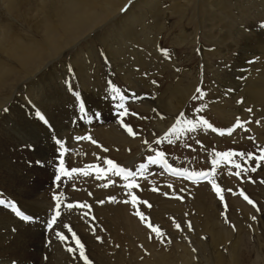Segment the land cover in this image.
<instances>
[{
    "label": "rangeland",
    "instance_id": "374dc122",
    "mask_svg": "<svg viewBox=\"0 0 264 264\" xmlns=\"http://www.w3.org/2000/svg\"><path fill=\"white\" fill-rule=\"evenodd\" d=\"M222 1H224V3L226 2L225 4L227 7L230 6L229 10L234 14V17H228L225 21H222L220 17H223L224 13L222 14V12L216 9L209 13L207 9H203L204 0H200L199 4L191 6L185 12L184 16H182V14H173L174 11L178 10V6H172L171 0H160L158 2L160 4L159 6L165 12L161 13L158 11L157 14L153 13V15L150 12H146L144 9L135 8L137 0H130L122 11L111 17L105 25L79 41L75 48L71 49L73 51L70 55L79 54L78 58L81 61L89 59L91 55L92 58L97 57L96 60L92 59L91 64L85 68L86 74L89 75L86 81L89 96L91 94L90 90L94 89V73L96 71L104 73L108 70L107 61L111 62L110 64L114 71H118L117 74L130 71L132 76H136V78L133 79L134 86L137 87L135 91L142 95L149 104L153 105H156L155 102L158 96L163 94L166 88L171 84L172 86L176 84L173 78L171 81L168 80L174 72L180 73L183 70L184 74H188V72L191 71L197 76V85L204 94L203 98L191 100V106L189 105L187 108L189 112L186 111V113H183L184 116L182 118L180 116V118L193 119L189 117L188 113L198 112L200 115L199 118L207 120L216 131L212 129H210L208 133L207 131L201 133L200 130L190 132L182 131L180 136L171 140V142L156 144V149L159 152H164V157L175 161L173 163L178 167L187 168L195 172L202 171L215 174L214 179L222 189L221 194L224 196V200H221L215 190L203 181L209 177L211 178V176L194 182L193 180L182 179L164 172L144 174L143 179L138 183L140 187L135 190L134 194L138 196L139 200L147 201L148 204H151V208L146 204H141V207L145 216L151 219V222L157 224L155 226L159 225L165 228L163 230L161 229L162 232L177 231L175 227L177 223H183L185 226H188L190 222L194 225V228H197L195 229L200 235H203L207 231L213 233L214 237L206 233L203 238L202 236L200 237L199 234H195V231L193 233L191 230L187 231L188 234H193L191 238L198 242L197 245L200 246L203 252V257L198 253L202 260L201 264H264V161H260L259 166H257V161L254 159H248L247 156L241 157L239 155H234L229 161L221 160L219 166L214 170L212 167V161L217 159L216 153L218 152L231 151L236 154L252 153L254 156H259L262 150H264V87L261 90H255L254 99L251 98L250 100L245 94L247 88L238 91L236 90L237 85H232L233 87L227 90V93L223 96L218 94L215 90L216 88L218 89V83H222L224 79H229L230 74L233 75L250 70L255 71L253 67H250L249 70L239 68L240 63L238 58H236L239 53L238 51H240L244 45L247 46V44L241 41L234 47V49H236L235 51H229L227 49H231L229 46L236 44L231 42L235 41L236 28L239 26L242 28L245 26L258 36H261L262 32L260 30L263 27L262 25H264V0ZM158 3L155 2L154 4ZM178 5L183 7L181 4ZM198 5H201V9L198 8ZM135 11L140 13L141 21L131 24L130 27L133 29H131L133 35L128 37L124 32V36L117 35L113 40L112 37L114 36V32H118L122 21L127 23L126 20H128V18L124 17V15ZM3 20L5 23L11 22L10 16L5 11H3ZM219 20L222 22H217ZM251 21L256 23L257 26L252 28ZM129 22L131 21L129 20ZM225 22L234 23V26L232 25L233 30H229V32L232 31L233 34L229 41L231 45H228L229 43H225V46L218 44L219 42L217 40L221 39L220 37L214 42L209 41L204 32L200 33L206 29L208 30L211 25H215L214 31H219L220 27L226 24ZM18 27L23 30V32H27L29 37L32 36V31L29 30L28 27H24L20 24H18ZM229 28H231V26ZM226 29L227 28L221 30V37L225 35ZM182 30L191 35L185 44H181V39H177L178 36L182 35ZM241 36L242 35H239L237 37L240 38ZM106 38L111 46V48L108 49L109 51H107L102 44V40ZM218 46L220 48L216 50ZM257 52L258 55H264L260 49ZM163 53L167 54V56L163 57ZM226 57H228V59H225ZM172 58L177 68L174 66L173 68L172 65L169 64V60L172 61ZM66 59V53H61L58 59L47 62L46 67H57L62 64V69L72 71L73 67ZM261 60L264 61V59ZM231 62L234 65L235 63L238 64L237 71L234 72V65H232ZM69 66L71 70H69ZM257 68L256 74H260L262 71L264 72V63H258ZM112 80L114 81V78ZM237 80H240V76L236 77V81ZM153 81H155V83H153ZM115 82L121 85L117 78ZM10 94L11 93L6 94L5 96L4 102H8L7 106L12 104L9 101ZM97 99V103H100L102 106L103 113L105 112V105H109V103L117 104V101L106 92L97 96ZM141 104L142 103L135 104V102H133L131 104H125L124 108L117 107L114 109V111L119 114L121 120L126 121L135 128L137 135L135 138H131V140L138 141L140 139L139 144L131 145L134 147L129 150L130 144L125 145L122 141L115 138L105 139L102 138L101 134L95 133V136L91 135V139H85V142L80 141L81 143L77 145L79 149H77L76 154L68 159H64L65 167L70 171L71 168H78L85 162H91L95 159V152L105 157L108 156L113 158L115 162L117 161L121 165L134 158L136 156L135 154H138V152H143L144 149L142 150L140 148L147 147L151 141H153L150 136L151 130L154 129L157 137L160 136L161 133L158 130L157 121L155 119L157 114L148 110H142ZM125 109L127 111H125ZM121 112H125V114L121 116ZM84 115V111H81L80 114L76 115L79 118L75 119V121L84 118ZM10 117H12V115L7 107L0 109V123L2 122V125L3 121ZM70 117H75V114L73 113ZM237 121H239L243 127L240 128L234 136H232V134L229 135V128L237 124ZM47 126L51 129L49 123ZM187 127L189 126L186 125L185 128ZM7 128L9 134L18 135L16 130L17 125L13 122H11ZM222 131L224 132L223 135H221ZM89 132H91V129L86 128L81 135L85 136L84 133L88 135ZM23 134L24 137H29V134ZM93 141L96 143H93ZM145 141H147V143H145ZM28 142H32L33 144L36 141H34L33 137L29 140L18 139L13 141L9 139L8 136L4 135L3 132H0V158H5V164L9 162L12 165L24 164L25 166L26 164L25 167L28 168H34V166H36V169H42L43 165H37L36 161L41 157L48 158L53 156L51 155L52 153L50 154L49 149L47 150V146H50L51 141L49 142V140H47L46 144H44L45 141L41 143L38 142L35 143L36 145H32L33 147H28ZM100 142H102L101 146L98 145ZM25 143H27V145H24ZM17 146L25 147L19 148ZM26 147L30 148V150L34 148L38 149L39 147H42V149L36 157L30 156L31 158L29 159L26 154ZM51 147L52 146H50V151ZM12 149L14 150L12 151ZM105 149H107V151H105ZM12 153L17 154H13V156ZM151 154V152H148L141 157L139 161L142 162L138 164L146 163ZM234 163H239L243 168L249 170L237 176L235 173L239 170L234 167ZM251 168H256V171H251ZM73 174L78 175L79 173ZM66 177L67 176L62 177L63 179L61 180L66 179ZM169 185H171V187H169ZM86 187L91 189L97 196L98 193L101 192L100 186L95 184L88 185V181L81 182L77 179L71 184L69 183L68 187L63 190L64 192L51 191L53 195H51L49 203L56 205L57 200L54 199V197L58 196L60 198L59 203L63 206L61 214H69L72 209L77 206V203L75 201L74 207L68 209L64 205L65 199L63 193L67 192L66 194L69 193L68 195L71 197L75 195L78 197V200L92 198L86 190ZM154 188L156 191H153ZM4 191L7 195H12L6 190ZM2 192L3 190L0 189V199L4 198L6 201L5 205H0L2 208L14 214L12 209L7 205L8 202L15 203L17 208L26 215L14 200L6 198L7 195L2 197ZM241 192L248 196V198L253 201V204H249L244 197L240 195ZM125 199L130 201V198L126 197L124 200ZM71 200L74 201L73 198H71ZM124 205L125 204L121 202V213L124 214H121V218L126 224V228H124L126 231L122 229L120 231V236L116 228L118 227L117 217L112 218L108 216V219L110 218L109 220L115 223V227H112L114 229H111L108 224L105 226L104 220L101 216L99 217V215H97V213L99 214L98 210L100 207H94V216L92 220L95 223L102 221L101 225L103 224V228H97L95 231L96 237L101 236L99 240L96 238V242L101 245L100 250L104 251L106 254L105 256L108 254L110 255L107 256L108 258L110 257L109 263L158 264L154 263L155 261L152 260V255L154 253L161 258L166 256V260L163 262L164 264L185 263V259L183 258L185 254L184 249H180L179 253L177 252L178 246L182 244L180 240L177 241L167 237L158 238L151 229L142 224L135 227L129 221L130 219L133 220L135 216L133 214L132 205ZM96 217L100 218V221H98ZM253 217H255V219H253ZM125 233L133 235L129 238ZM177 233H179L177 235L182 238L188 236L187 233L181 232V230ZM222 233H224V237H221ZM227 233L230 234L228 238L226 237ZM201 239L205 243H201ZM126 249L128 250L127 252ZM131 249L134 250L135 253H131ZM151 249L153 251H151ZM189 253H193V249H189Z\"/></svg>",
    "mask_w": 264,
    "mask_h": 264
},
{
    "label": "bare ground",
    "instance_id": "6f19581e",
    "mask_svg": "<svg viewBox=\"0 0 264 264\" xmlns=\"http://www.w3.org/2000/svg\"><path fill=\"white\" fill-rule=\"evenodd\" d=\"M129 1L130 0H100V2L99 0H0V109L7 107L8 111H10L12 115V117L3 121V125L2 122L0 123V132H3L4 135L8 136L9 139L13 141L18 139L29 140L33 137L34 141H36L35 143L45 141L44 144H46L47 140H49V142L51 141V144H49L52 147L50 151V146H47V150L49 149L50 154L52 153L51 155H53L48 158L41 157L39 159V161H42V169H36V166H34V168H28L25 167L26 164L25 166L24 164L12 165L8 160L7 161L9 163L5 164V158H0V189L3 190L2 197L7 195L4 190L11 193L12 195L8 194L6 198L14 200L22 208L26 215L32 217L31 221H23L17 218L11 211L0 206V264H84L83 260L79 258L78 253H70L67 251L69 247H75V242L72 239V232H75L81 242L85 245L86 254L92 264H111L109 263L110 257H107L109 254L105 256L106 254L104 251L100 250L101 245L96 242L98 239L96 240L95 231L97 228H103V224L101 225L102 221L95 223L92 220V217L94 216V207H100L98 210L99 214L97 213V215H99V217L101 216L104 220V225L106 226V224H108L111 229H114L112 227H115V223L111 222V220H109L110 218L108 219V216L112 218L117 217L118 227L116 228L120 236V231L126 228V224L121 218L122 215H124L121 213V202L126 197L131 199L128 192L131 191L134 193L137 188L131 190L126 189L124 185L127 182L124 181L122 177L112 175L110 172H105L100 179H97L96 169L89 168V165H99L107 169L108 166L103 163V160L112 159L115 162L113 158L108 156L107 158L97 152L94 154L95 159L91 162H85L78 167L87 171L89 175L85 176L83 172H81L78 175L73 174L71 177H66V179L56 182L54 175L58 174V158L60 159V156L58 150L59 145H56L55 141L57 139L62 140L65 148H67V152L63 158L68 159L77 153V149H79L77 145L81 143L80 141H86L85 139L78 141L76 140V137L82 136L81 133L83 134L86 128H88L91 129V132H89L88 135L84 133L85 136L82 137H90L91 139V135L95 136V133H98L101 134L102 138H115L122 141L125 145L130 144V150L134 147L131 145L139 144L140 139L138 141L131 140V138H135L137 135L135 128L126 121L121 120L119 118V114L114 111V109L121 103L124 105L131 104L133 102H135V104L142 103V110H148L157 114L155 119L157 121L158 130L161 134L157 137L154 129L151 130L150 136L153 141H151L147 147L140 148L142 150L144 149L143 152H138V154H135L136 156L134 158L123 165L116 161V163L121 167L137 171L140 165L138 163L142 162L139 161L141 160V157L146 155L148 152H151L152 156H155L156 153L159 152L156 149V144H158L157 140L161 141L159 144L169 142L168 140H164L162 138L166 136L173 125H175L176 120L180 118V114L186 113L188 106H191V100H193L192 96L197 95V76L191 71H189L188 74H184L182 70L180 73L174 72L171 77L168 78L169 81L173 78L176 84L174 86L171 84L168 88H166L163 94L158 96L157 101L155 102L156 105L149 104L148 101L142 97V95L135 91L137 90V87L134 86L133 79L136 78V76H132L130 71L127 70V72L124 71V73L121 72V74H117L118 71H114L110 64L111 62L107 61L108 70L104 73L97 71L94 73V89L91 88L92 90H90L91 94L89 96V90H87L86 83L89 75L86 74L85 68L91 64L92 59L96 60L97 57L93 56L94 58H92L91 55V59L89 58L81 61L78 58L79 54L70 55L73 51L71 49L75 48L79 41L87 37L90 33L105 25L111 17L122 11ZM159 1L160 0H137L135 8H140L141 10L144 9L146 12L152 13V15L153 13L157 14L158 11L164 13L165 11L159 6ZM171 1L172 6H178V10L174 11L173 14H182V16L185 15V12L191 6H195L200 2V0ZM155 2L158 4H154ZM225 3L222 0H204L202 8L207 9L209 13L215 11V9L222 12V14L224 13L223 17H220L222 21H225L228 17H234V14L229 10L230 6L227 7ZM178 4H181L183 7ZM198 8L201 9V5H198ZM3 11L10 16V23L4 22ZM138 11L124 15V17L128 18V20H126L127 23L122 21L118 32H114L112 39L117 35L124 36V32L128 37L133 35V29L130 27L131 24L141 21V15ZM129 20L131 22H129ZM221 20L217 22L221 23ZM225 23L226 24L220 27L219 31H214L215 25H211L208 30H205L206 32L201 31L200 33L204 32L207 35L208 40L212 42L220 37L221 39L217 40L219 42L218 44L225 46L229 43L233 36L232 31L229 32V30H233L234 26V23ZM18 24L28 27V29L32 31V36L29 37L27 32H23V30L18 27ZM230 26L231 28H229ZM256 26L257 24L251 21V27L253 28ZM262 26L263 27L260 30L262 32L261 36H258L256 33L252 32L251 29L246 28L245 26H243V28L241 26L236 28L237 31L235 33V41L231 42L236 44L231 45L229 43L228 45H231L229 46L231 49L227 50L235 51L236 49H234V47L241 41L247 44V46L244 45V47L238 51V56L240 57L237 56L236 58H238L240 63L239 68L249 70L250 67H253L255 71L250 70L244 71L243 73L233 75L230 74L229 79H224L222 83H218V89H215L218 94L223 96L227 93V90L233 87L232 85H237L236 90L238 91L247 88L245 94L250 100L251 98L254 99L255 90H261L264 87V72L262 71L260 74H256L258 63H264V61L261 60L264 59V55H258L257 52L260 49L264 53V25ZM224 28L227 29L225 30V35L221 37V30H224ZM239 35L242 36L238 38L237 36ZM190 37V34H187V32L182 30V35L178 36L177 39H181V44H185ZM109 43L107 38L102 40V44L105 46L107 51L111 48ZM219 48L220 47L218 46L216 50ZM61 53H66V60L70 65H72V71L62 69V64L57 67H46L47 62L58 59ZM162 56L166 57L167 54L163 53ZM225 59H228V57ZM173 62V58L172 61L169 60V64L172 65V67H176ZM233 63L232 65H234ZM237 65L238 64L235 63L234 72L237 71ZM237 76H240V80L236 81ZM113 78L114 81L112 80ZM116 78L119 80L121 85L116 84ZM113 86L117 87L120 90V95L125 97L123 101H121L118 96L112 92ZM104 92L110 94V96L117 101V104L109 103V105H105V112L103 113L101 104L97 103V96ZM9 93H11L9 101L12 104L7 106L8 102L4 101L6 94ZM77 93H79V96H77ZM81 102L85 104V115L84 118H80V120L75 121V119L79 118L76 115L81 113L79 107ZM37 113L40 115H37ZM73 113L75 114V117H70ZM194 113L190 112L188 114L189 117L196 121L197 130H200L201 133L206 131L208 133L210 128H208L207 125L200 124V115L198 112ZM40 116H43L48 120L51 129L44 123L43 120L40 119ZM11 122L17 125L16 130L18 135L8 133L7 127ZM124 125L130 126L135 135H129ZM181 127L185 128L186 124L181 125ZM242 127H237V124H235L233 127L229 128L232 130V136H234ZM21 133H27L29 134V137H24V134L22 135ZM180 133L182 132H178L176 135L171 136L170 140H174L179 137ZM35 143L32 144V142H28V147L36 145ZM24 145H27V143ZM98 145L101 146L102 142ZM17 147L20 148L25 146ZM41 149L42 147H39L38 149L34 148L32 150L27 148V157H29V159L32 156L36 157ZM13 150L14 149H12V151ZM13 154L17 153H12V155ZM164 160L167 161L173 168L178 170L185 169L176 166L173 163L175 161H172L169 158L164 157ZM218 166L219 164H217L215 168ZM187 170L189 173L195 172L190 169ZM151 172L156 174L164 172L173 175L171 172L166 171L160 164L149 165L144 174H150ZM214 175L215 174H213L211 178L209 177L203 181L212 187L211 181L215 180ZM143 176H137V183H140ZM179 178L186 179L185 177ZM77 179L81 182L88 181V185L95 184L100 186L101 192L98 193L97 196L91 189L86 187V190L92 198L84 200H81L80 198V200H78V197L75 195L71 197L68 195L69 193L66 194L67 192L63 193L65 206L67 204L75 205V201L77 206L72 209L71 213L61 214L57 223L54 225L53 230H49L47 222L56 210L55 205L49 203L51 195H53L51 191L64 192L63 190L68 187L69 183L71 184ZM105 184L108 186L104 187L103 185ZM113 196L116 197L117 202L111 201L110 197ZM71 198H73L74 201H72ZM99 201H104V203H99ZM79 204L90 205L91 207L90 209L80 208L78 206ZM124 204L132 205L131 203ZM62 208L63 206H61L60 211ZM132 209L134 215L137 210L143 211L141 204L136 207L132 206ZM84 213L88 214L84 215ZM133 218V220L130 219L129 221L135 227L139 226V224L147 227V223L151 222V219L148 218L147 221H141L137 215ZM96 219L100 221V218L96 217ZM64 225H68L72 231H69V229L65 228ZM153 225L155 226L157 224L153 223ZM180 225L181 228L177 229V231H164L163 237L181 241L182 244L181 246H178L177 252L179 253L180 249H184V264H201L202 260L200 259L198 253L202 255L203 252L200 249V246L197 245L198 242L191 238V235L193 234L190 235L187 233L189 230L187 225L185 226L183 223H180ZM159 227L162 230L165 229L162 226ZM195 228L192 224V233L195 231V234H199L196 230L197 228ZM180 230L181 232L187 233L188 236L186 238H182L177 235L179 234L177 232ZM56 232H62L68 237V239L66 241H60V239L56 236ZM206 233H209L212 237H214L213 233L209 231ZM125 234L129 236V238L133 235H128L127 233ZM204 234H199V236L204 238ZM229 236L230 234L227 233L226 237L228 238ZM221 237H224V233H222ZM200 242L205 243L202 239ZM189 249H193V253L190 254ZM127 251L128 250L126 249V252ZM151 251L153 250L151 249ZM133 252L134 250H132L131 253ZM152 258V260L155 261L154 263L158 264H161L166 260V256L161 258L155 253L152 255Z\"/></svg>",
    "mask_w": 264,
    "mask_h": 264
},
{
    "label": "snow or ice",
    "instance_id": "6c2138e0",
    "mask_svg": "<svg viewBox=\"0 0 264 264\" xmlns=\"http://www.w3.org/2000/svg\"><path fill=\"white\" fill-rule=\"evenodd\" d=\"M69 70L70 66H69ZM153 83H155V81H153ZM112 92L115 93L118 98L123 101L125 99V97L123 95H120V90L113 86L112 87ZM196 93L198 95H193L192 99L193 100H197V99H202L203 98V92L201 91V89L198 87L196 89ZM77 96H79V93H77ZM80 110L84 111L85 109V104L83 102H81L79 104ZM118 107L120 108H124V104L121 103L118 105ZM125 111H127L125 109ZM125 114V112H121L120 115L123 116ZM37 115H40L39 113H37ZM181 118L184 116L183 113L180 114ZM178 118L176 120L175 125H173V127L169 130L168 134L166 136H164L162 139L164 140H168L169 142H171L170 138L173 135H176L178 132H182V131H196L197 130V123L195 120L193 119H181ZM40 119L44 121L45 124H48V121L45 120V118L43 116H40ZM200 124L203 125H207L208 128L212 129L213 131H216V129L212 128V125L208 123L207 120L201 119L199 121ZM186 124L189 127L184 128L181 127V125ZM124 127L127 129L128 134L129 135H135V133L133 132L132 128L128 125H124ZM237 127H242V124L237 121ZM232 130L229 129L228 130V134L231 135ZM224 132H221V135H223ZM82 139H90V137H82V136H77L76 140H82ZM161 141L157 140V143L159 144ZM56 145H59V167H58V174L55 175V180L56 181H61L62 177H71L73 173H81L83 172V174L85 176L89 175V173L87 171H84L83 169L80 168H71V170L69 171L66 167H65V160H64V155L67 152V148H65L62 140L57 139L55 141ZM93 143H96L95 141H93ZM145 143H147V141H145ZM105 151H107V149H105ZM234 155H239L241 157H245L247 156L248 159H254L257 161V166H259V162L260 161H264V150H262L261 155L259 156H254L252 153H233L231 151L228 152H218L216 153L217 159H214L212 161V165H213V169H215V166L217 164H219L221 162V160L223 161H229ZM164 156L165 153L164 152H157L155 156L150 155L148 157L147 163H141L139 165V168L137 171H133L131 169H128L126 167H121L120 165H118L116 162H114L112 159H105L103 160V163L105 165H107V169H105L104 167H101L99 165H89V168H95L96 169V178L100 179L102 177L103 174H105V172H110L112 175L115 176H120L123 178L124 181H126L127 183L124 185V187L126 189H134V188H139L140 185L137 183V176H143L145 170L148 169L149 165H154V164H160L166 171L171 172L173 175L178 176V177H185L186 179L189 180H193L194 182H198V179H206L209 176H212L213 173L212 172H192L189 173V171L187 169H183V170H178L176 168H173L171 165L168 164L167 161L164 160ZM31 163V162H30ZM37 165H41L42 161H36ZM234 167L236 169H238L239 171H237L235 173V175L240 176L242 174V172L248 171L249 169H245L242 167L241 164L239 163H234ZM251 171H256V168H251ZM212 183V187L215 190L216 194L219 196V198L221 200H224V196L221 194L222 193V189L219 187V185L215 182V180L211 181ZM104 187H107L108 185L105 184L103 185ZM169 187H171V185H169ZM153 191H156V189L154 188ZM231 191V190H228ZM128 195L131 197L130 201L128 199H125L124 201H122L123 203H131L133 207H136L139 204H146L149 208H151V204H148L147 201H141L139 200L138 196L135 195L133 192L129 191ZM241 196L244 197V199L249 203V204H253V201L251 199L248 198V196L244 195L243 192L240 193ZM179 198V197H178ZM54 199L57 200V203L55 205V212L54 214L51 216V218L48 220L47 222V227L49 230H53L54 225L57 223L58 218L61 216V204L59 203V197H54ZM112 202H117L116 201V197H110ZM99 203H104V201H99ZM6 201L4 199H0V205H5ZM8 207H10L12 209V211L14 212V214L22 219L23 221H31L32 217L25 215L23 212H21L15 203H11L8 202ZM80 208H89L90 209V205H85V204H80L78 205ZM66 207L68 209H72L74 207L73 204H67ZM88 213H84V215H87ZM135 215H137L141 221H147V217L145 216V213L143 211L137 210L135 212ZM253 219H255V217H253ZM65 228H68L69 231H72L71 228L68 225H64ZM147 227L149 229H151V231L155 234L156 237H163L164 233L162 232L161 228L159 226H154L153 223L148 222L147 223ZM176 228L180 229L181 225L179 223L176 224ZM188 229L191 230L192 229V224L189 222L188 223ZM56 236L60 239V241H66L68 239V237L66 235H64L62 232H56ZM98 240L100 239L99 236L96 237ZM72 239L75 242V247H69L67 249V251H69L70 253H78V256L80 259L83 260L84 264H92L91 260L89 259L88 255L86 254V250H85V245L81 242L80 238L77 236V234L75 232H72Z\"/></svg>",
    "mask_w": 264,
    "mask_h": 264
}]
</instances>
